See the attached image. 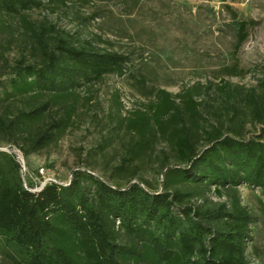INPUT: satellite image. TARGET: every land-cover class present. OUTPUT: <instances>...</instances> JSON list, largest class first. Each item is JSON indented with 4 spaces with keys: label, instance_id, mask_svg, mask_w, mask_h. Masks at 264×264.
I'll return each mask as SVG.
<instances>
[{
    "label": "trees",
    "instance_id": "obj_1",
    "mask_svg": "<svg viewBox=\"0 0 264 264\" xmlns=\"http://www.w3.org/2000/svg\"><path fill=\"white\" fill-rule=\"evenodd\" d=\"M43 5L0 0V17L21 19L34 58L28 64L21 58L0 97V137L25 157L59 144L73 124L80 88L123 76L131 61L55 26L37 27L26 12ZM233 19L237 38L234 62L222 69L227 76L243 73L238 52L257 24L234 10ZM217 88L223 100L216 124L211 103L197 99L199 83L175 95L159 88L144 109L122 118L131 139L114 171L130 179L126 187L77 169L66 184L31 191L17 152L0 149V256L11 264H251L254 216L239 186L264 192V93L225 79ZM245 105L261 126L258 139L245 137ZM159 140L169 148L159 166L161 191L131 182ZM212 188L229 203L210 201Z\"/></svg>",
    "mask_w": 264,
    "mask_h": 264
},
{
    "label": "rangeland",
    "instance_id": "obj_2",
    "mask_svg": "<svg viewBox=\"0 0 264 264\" xmlns=\"http://www.w3.org/2000/svg\"><path fill=\"white\" fill-rule=\"evenodd\" d=\"M43 2V7L26 12L37 27L55 26L58 31L89 40L103 50L127 54L131 61L123 76L109 75L79 89L73 124L56 147L25 157L0 137L1 150L13 149L23 159L27 170L22 176L26 182L31 180L30 173L40 168L45 169L46 176L50 174L64 183H68L74 170L82 169L126 187L130 179L114 171L131 139L121 120L136 109H144L159 88L175 95L199 83L202 90L197 99L211 103L209 117L213 124L217 123V108L222 105L217 85L223 79L233 86L264 93V0ZM233 10L257 24L250 28L238 52L243 73L227 76L222 69L234 62L232 52L237 38ZM27 42L28 35L19 17H0V97L10 89L21 58L24 56L27 64L34 61ZM243 112L245 137L258 139L261 126L254 125L246 105ZM164 151L169 153V148L159 140L155 150L141 160V168L131 182L147 181L154 190L161 191L163 176L159 166ZM171 161L174 163V157ZM239 194L254 216V238L248 244V259L251 264H264V192L243 184ZM207 197L213 202L230 201L228 195L220 197L214 188L207 192ZM121 238L124 241V236ZM0 264H11L6 254L0 256Z\"/></svg>",
    "mask_w": 264,
    "mask_h": 264
},
{
    "label": "built area",
    "instance_id": "obj_3",
    "mask_svg": "<svg viewBox=\"0 0 264 264\" xmlns=\"http://www.w3.org/2000/svg\"><path fill=\"white\" fill-rule=\"evenodd\" d=\"M19 160L20 163L22 165V173L24 170H27V167L23 162V159H21V156H19ZM29 172V170H28ZM45 169L44 168H40L39 170H37L36 173H30V178L31 180L26 182V180L24 179V185L26 188L30 189L31 191H40L47 183L49 182H58L56 179H54V177L50 174H48L47 176L45 175ZM43 179V180H42ZM29 182H33L34 183V187H29L28 184ZM62 184H66L64 182H61Z\"/></svg>",
    "mask_w": 264,
    "mask_h": 264
}]
</instances>
